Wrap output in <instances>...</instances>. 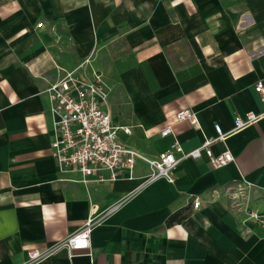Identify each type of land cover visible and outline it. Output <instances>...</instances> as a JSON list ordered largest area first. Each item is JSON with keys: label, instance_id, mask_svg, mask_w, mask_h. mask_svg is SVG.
<instances>
[{"label": "crops", "instance_id": "1", "mask_svg": "<svg viewBox=\"0 0 264 264\" xmlns=\"http://www.w3.org/2000/svg\"><path fill=\"white\" fill-rule=\"evenodd\" d=\"M71 70L101 74L111 122L128 127L120 145L147 159L173 142L190 150L214 123L227 132L234 116L262 110L264 0H0V264H24L148 174L140 161L114 183L58 171L45 88ZM184 109L196 125L174 120ZM210 151L233 162L181 161L173 183L144 186L93 228L89 256L60 249L34 264H264L262 233L243 222L244 208L264 213V118ZM181 209L187 217L165 226Z\"/></svg>", "mask_w": 264, "mask_h": 264}, {"label": "built area", "instance_id": "2", "mask_svg": "<svg viewBox=\"0 0 264 264\" xmlns=\"http://www.w3.org/2000/svg\"><path fill=\"white\" fill-rule=\"evenodd\" d=\"M41 23L36 24L40 28ZM259 97L262 110L259 113L247 112L243 116H234L231 129L222 132L220 126L214 123L213 136L203 138L195 148L182 151L175 142L169 149L157 155L154 159L144 158L133 149L120 145L116 140L117 131L128 134V127L113 124L108 112L109 89L102 82L101 74L92 72L90 79L78 76L74 70L63 74L45 88L49 102L51 138L49 155L61 173L75 172L81 176L83 184L114 183L132 180V169L136 161L144 163L148 174L140 185L99 214L91 210L81 227L65 239L45 249H30L26 252L24 264H34L44 260L60 249L68 253L86 252L89 256V237L95 226L102 222L120 203L127 200L134 192L148 184L162 179L168 184L173 183L172 172L183 160H197L204 156L211 169L217 170L233 162L228 151L213 155L210 147L224 142L227 138L245 130L258 120L264 118V87L260 81L253 85ZM174 120L187 121L196 125L193 112L188 109L174 114ZM171 134L170 126H165L159 132L160 137ZM198 202H192L196 209ZM243 222H251L262 233L264 239V213L257 214L246 208L243 210Z\"/></svg>", "mask_w": 264, "mask_h": 264}, {"label": "trees", "instance_id": "3", "mask_svg": "<svg viewBox=\"0 0 264 264\" xmlns=\"http://www.w3.org/2000/svg\"><path fill=\"white\" fill-rule=\"evenodd\" d=\"M188 215L186 209H181L171 214L165 221V226H171L173 224H178L183 221Z\"/></svg>", "mask_w": 264, "mask_h": 264}]
</instances>
